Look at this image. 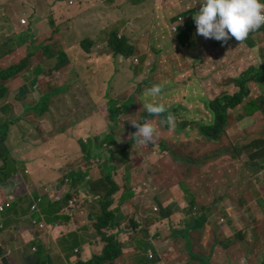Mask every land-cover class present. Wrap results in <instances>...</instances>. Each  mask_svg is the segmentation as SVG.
<instances>
[{
	"label": "crops",
	"instance_id": "1",
	"mask_svg": "<svg viewBox=\"0 0 264 264\" xmlns=\"http://www.w3.org/2000/svg\"><path fill=\"white\" fill-rule=\"evenodd\" d=\"M31 1L22 0L23 3L29 5L28 9L30 12L36 15L40 11L46 15V20L48 21L38 24L35 18H25L24 15L20 17L13 15L12 19H10L8 14L5 15L2 12L5 16L0 17V21L6 22H2L4 24L0 26H4V29L0 31V49L4 42L8 41V49L3 52L4 54L8 52V54L3 55L2 59L0 58V69L16 64L29 55L30 49L34 48L30 38L27 37V31L31 29V34H33L36 29L34 40L37 41L35 46L39 47V50L35 51L36 56L43 58L45 54L43 47L47 49L53 47L56 52L42 64L37 67L34 66L36 68L32 72L21 74L20 88L26 85L25 89L33 96H36L37 99L38 89L40 88L45 99L53 98V100L65 98L73 90L76 93L78 87L82 88L84 96H82L81 101L86 102L84 106L86 113L84 116L77 117L75 111L77 107L72 106V103L77 104L78 100L76 98L72 101L68 98L61 100L67 103L64 104L67 112V116L64 118L68 120L60 123L58 115L56 117L54 113V104L49 103L52 107L49 108V112L42 115L36 111L40 109L37 99L36 103H32L35 104L34 107L36 108L26 113L24 108L30 104L20 103L24 118L11 127L13 128L11 137L16 138V141L10 143L14 154L19 156L26 152V150L21 149L24 138L22 135L20 136L21 131H23L20 130V127L22 129L24 127L25 132L31 133L30 130L26 129V126L30 128V124L38 126L42 134L48 136V141L51 142L57 139V136L53 134L59 131L60 126L65 124L63 125L65 128L73 127L76 125L77 119L81 122L79 136H84V138L91 136L93 131H90V127L88 131L85 130L84 126L89 121H93V130H97L96 127L98 126L95 121L97 116L101 114L98 111H101L107 104L105 98L97 102L93 98L95 95L103 93V88H107L105 83L99 81L102 71L100 66L105 65L107 57H111L112 60H117L118 62H120V58L123 62L125 60L124 57L114 58L112 54L110 55L103 51L105 50L104 45L108 43V37L107 34L102 35V28H98L101 31L100 33H95L92 36L93 46L91 53H87L83 49L82 42L86 39L82 40L79 37L81 31L86 30L85 27L89 22L87 20L84 21V17L80 16L78 7L75 6L77 1L83 4L84 0H48L45 3H38V0ZM101 1L91 0L92 8H90V13L92 14L90 16L94 19H96V16L99 18V14L107 15L106 8L108 7L106 6L108 3L116 9L129 5L132 7V9H129L132 12L130 14H133V7H136V1H130L129 3V0H103L107 4L105 2L100 3ZM159 2L162 6L165 4L164 0H150L149 6H146L154 10ZM189 4L190 2L185 4L186 12L189 11L187 9ZM2 6L5 8V3ZM198 8L195 7V11ZM6 9L4 11L7 13L10 8L9 10ZM151 14V11L147 14L144 13V17L138 23H135L143 24L147 22L146 30L152 31L153 25L148 20ZM23 19L28 21V26L24 27L21 25ZM115 27L116 25L112 28ZM74 28L75 30L73 31ZM131 29L133 31L132 36L125 32L122 25L117 26L113 30H121L119 36L122 37L128 34L134 40L137 38L134 32V25ZM196 32L191 34L189 42L192 43V39L197 38L196 43L199 51L213 50L223 45L220 41L205 39L197 35ZM102 38L104 41H101ZM251 39L254 42L253 46L240 42L241 45L245 46L243 48L244 55L241 56L245 58L235 61L231 58L232 65L227 66L228 71L219 75L213 74L209 76V74L203 72L201 66L205 64L208 66L209 64L199 59L198 55L193 56L190 51L188 53L185 52V42L187 41L184 36H182L183 41H181L184 45L181 46V53L167 55L163 60L165 62L175 60L180 62V64H185V71L180 76L185 74L187 76L183 79L185 81L188 78H194L193 81H186L189 85L201 87L203 84L204 88H211L215 92H220L227 88L225 81L233 77V75L231 77L228 76V72L237 71L243 66V62L249 61L255 67L264 65V28L260 31H253ZM163 41L165 44H169V34L163 38ZM178 42L180 43L177 38L174 45L177 46ZM155 44L158 46L162 45L161 39H158ZM16 46L19 48L16 49ZM238 47L239 45L232 48L238 49ZM194 51H197V49ZM180 55L184 56L179 58ZM77 57L84 63L85 69L81 68V64L78 63V61L80 62L79 58L76 60ZM33 61V65L37 64L36 57L33 58ZM67 61H69V64L63 65ZM199 62L201 64H198ZM194 65L196 66L195 68H193ZM75 67L78 68L75 69ZM106 70L109 72V69ZM39 74H41L40 84L34 81ZM174 75V73L173 75H168L170 79L166 78L164 80L166 92L173 85L171 79L174 78ZM223 78L224 82H222ZM153 79L154 82L156 80L161 81L159 74ZM35 83H37V87ZM70 84L72 87L68 92L61 90L63 86ZM184 86L185 84H181V87ZM251 88L252 96L250 101H246L242 106L230 113L223 139L214 143L217 148L225 147V152L231 151L228 150L226 144L232 145L233 149L237 150L235 153H238L240 162L227 163L226 166H223L224 170L227 171L225 174L226 178L221 179L224 184L221 183L219 187L214 186L216 192L210 199L212 203L206 202L200 193L198 197H193L190 187L186 186L188 182L179 175L180 165L177 163V159L172 154L163 152L157 147L155 142L159 135L156 127H154L156 135L152 142L146 144L149 148L147 154L143 153L145 145H135L132 150L125 152L131 158L140 156L137 171H132L126 166L125 162L121 160L120 152H116L112 157L109 155L108 162L104 159L98 166L93 168V164L85 158L80 141L68 136L66 140H72L68 141V149L61 148L60 145L55 146V152L54 150L52 151L53 154L57 153L59 158L58 166L57 164L54 166L56 174H54L52 179L53 183L40 187V194L35 195L34 191L37 188L35 183H30L27 179H21L16 172L15 175L10 173L11 177H17L16 180L8 178L0 184V200L8 206V209L10 207L12 209L9 217L0 219V264H42L44 260L46 264H76L78 261L87 263L95 255H99L101 252L95 249V246L100 243V240L94 232L90 213L86 208L82 209L80 206L77 212L74 211V213H77V219L70 218L68 221L60 219L59 224L54 223L52 227H49L45 221L52 215L47 212V207L50 203L55 205L56 202H53L48 196H44L42 204H39L38 213H33L31 207L44 195L47 187H52L58 192L78 191L80 192V199L85 202L88 200H99L111 188V186L105 185V175L116 176L118 170L123 173L122 184L119 186L118 181L115 180L119 189L111 208L116 214V219L110 227L105 229L106 233L117 236L122 244L123 255L114 264H201L196 262L195 259L194 261L191 260L193 259L191 252L205 257L211 264H261L264 262L258 254L260 249L264 251V238L255 230L260 227L261 223H258L259 221L264 223V209L262 211V219L258 220L254 213H251L253 219H250L247 215V211L251 212L250 209L242 207L247 205L252 207L253 203L250 201L253 198L256 199L255 204L259 207L261 206V201H264V82L259 85H251ZM40 102H42V98L39 100ZM93 104H95L96 110L88 111L93 109ZM10 108L17 109L14 105ZM1 110L2 108L0 107ZM101 116L103 115L101 114ZM9 117L10 114L8 112V120ZM46 118L50 122L46 121ZM43 121L47 125L42 129ZM119 129V127H115L116 139L120 134ZM17 130L20 132H17ZM64 130L63 137L70 133L66 129ZM33 134L39 136L41 133L37 130L33 131ZM197 138L198 136L196 135L184 137L181 142H195ZM33 141L41 140L38 138ZM85 142H88V140ZM40 143L44 146L46 140ZM77 145H79V148ZM216 152L217 150H213L212 154ZM216 157H213V159ZM2 163L0 161V167L3 168ZM132 163L133 160L131 159L128 164L131 165ZM242 163H255L258 165L259 170L252 180L246 178V180L242 179L241 183H238L235 169L244 167ZM13 166L18 165L15 163ZM182 167L184 166L181 165ZM40 168L35 171L37 172L36 178L39 177ZM114 169H116V172L112 174ZM94 170L101 174L100 178L92 174ZM25 174L31 175L32 171L26 168ZM74 175H77V177L75 178ZM83 176H87V180L80 183ZM243 176L246 177L245 167ZM16 181L18 182L16 183ZM25 185L28 192L27 190L18 192V186L23 188ZM229 187L233 190L237 188L239 193H231L229 198H221L227 195ZM186 190L190 192L187 193ZM41 191H43L42 195ZM26 193L31 195V201L26 202L24 200ZM83 193L84 197H82ZM245 193H248L249 197H244L246 201L242 202V206L240 203L239 207H237V196ZM194 199L196 202H194ZM35 222L45 223L46 228L40 229ZM256 223L257 225H255ZM133 229H136V232ZM240 231H244L246 237L243 238L245 239L244 241L238 242L235 238ZM74 235H79V246L75 248V255L69 250L64 251V242L66 240L71 241ZM256 239H258L256 246H252L250 241ZM229 242L233 243L229 245ZM245 245L250 246L254 250L252 257L246 252Z\"/></svg>",
	"mask_w": 264,
	"mask_h": 264
},
{
	"label": "trees",
	"instance_id": "2",
	"mask_svg": "<svg viewBox=\"0 0 264 264\" xmlns=\"http://www.w3.org/2000/svg\"><path fill=\"white\" fill-rule=\"evenodd\" d=\"M164 2L165 4L163 6L160 4V2L157 4V11L161 14L163 21L159 20L157 22V25L153 26L151 33V42L156 47H161L164 45L168 48L163 55H160L159 52L152 47V45L149 48L152 60L155 61V63H153L149 69V76L152 78L155 74L158 75L161 72L159 63L156 62L157 60H161L167 55L169 56L181 53V46L179 44L175 46L174 43H176L177 38L180 42L183 41L182 36H184V33L180 31L178 37H175L172 31V25L174 26L176 24L179 18L178 15L185 14V16H188V14L190 13L186 14V10L179 12L180 9L185 7L186 3L190 2L187 9H189L190 11L195 10V7H200V5L203 3V0H164ZM163 7L165 10L164 13L162 12ZM7 9L9 10V7ZM166 13L171 14L172 18L168 19ZM7 14L8 17L12 19L11 17L14 15V13L11 9L7 12ZM175 18H177V20L173 21L170 24V21L174 20ZM2 22L6 21H0V26L4 24ZM262 29L258 30L260 31ZM36 32V29L34 30L33 34H31V29L27 31V37L30 38V42L34 48L30 49L29 55L16 64H12L9 67L0 69L1 108L3 104H8V107H11L16 103H22L20 102L21 88H19L18 86L19 81L21 79L20 75L23 73H28L29 71L32 72L38 65L48 60L50 56L52 54H55L56 52L54 51L53 47H49L48 49L43 47V49L45 50L43 58L41 59V57H37L35 51H38L39 47L35 46L37 43V41L34 40ZM168 34L169 44H165L163 38ZM158 39H161L162 41V45L160 46L155 44ZM131 41L132 40L127 37H120L118 34L112 33L108 43L104 45L105 50L103 51L108 54H112L114 58H117L119 56L124 57L126 60L132 59L133 57L135 58L137 48L134 42L132 43ZM241 43L244 44L243 42ZM241 43L234 40L229 44L231 46L239 45L238 49L231 48V52L229 51L225 55L229 66L232 65L231 58L233 59V61L245 58L241 57L242 55H244L243 48L245 47L241 45ZM92 46L93 42L91 40H85L82 42V47L87 53H91ZM225 46L227 47V44L220 46L216 49L223 51V49L226 48ZM18 48L19 47L16 46V49ZM5 49H8V41H5L2 45V48L0 49L1 59L8 54V52H6L5 54L3 53ZM35 57L37 64L33 65V58ZM201 59L204 63L209 64L208 66H205L206 71L214 68L217 64V59H212L209 54L203 55ZM67 64H69V61H67L63 65ZM195 67L196 66L194 65L193 68ZM228 73V76L231 77L233 75V77L228 78L225 81L227 88L226 90L220 92H215L211 88L202 91L200 87L195 85H189L187 82L185 83L184 87H181L183 81H181L180 78L174 75V78L171 79L173 85L167 89V92L164 85V81L159 83L160 81L157 80L156 83H151V81L148 80L144 83H138V89H136L134 91V94L130 96V99H132L133 96H135L136 99H138V97L140 99L142 98V104L148 102L149 99H155L158 102L157 104H163L164 102V105L166 107L165 113L161 114L160 116H149L144 110V113L141 116V122L147 120L153 127H156L159 135L155 142L157 147L163 152L172 154L173 157L177 159V163L180 165L179 175L182 176L188 182L190 186V191L192 190L194 193L197 194L200 193L201 197L209 203H212L210 199L213 197L214 192H216L214 186L216 185L219 187L221 186V183L224 184L221 179L226 178L225 174L227 173V171L224 170L223 166H226L227 163L230 164L240 162V157L238 153L231 155V152H233V148L231 151L227 152H225V148L224 153L221 156H218L213 159L212 155H206L203 149L210 145L214 146V143L223 139L229 121L230 113L238 109L246 101H250V97L252 96L251 85H259L260 83L264 82V65L260 67H255L252 66L249 61L243 62V66L237 69V71L232 70V72ZM207 74H209V76H212L210 75V73H208V71ZM222 82H224V78L222 79ZM155 84H159L162 86L161 93L158 96L147 95V91ZM187 88L191 90L200 91L202 97H197L196 100L191 99V102H188L187 100L189 99V96L185 94ZM23 92L25 91L23 90ZM42 94L43 91L40 94L38 93L37 99L36 96H33V94H31L27 90V95L30 96L32 99V102L30 104L36 103V99L39 103V98H42V101L44 100L45 102L49 100V98L45 99ZM110 104L111 108L112 100L110 101ZM121 104L122 106L119 107L116 113H113L111 111L112 114H110V119L115 123L116 128L120 125V122H126L129 119L131 120L135 115L134 113L136 110V106L134 107L133 113V108L131 106L125 103ZM186 104L188 106L187 108H184ZM35 108L36 107L31 110H34ZM42 111L43 108H41V113H43ZM169 114L174 117L173 123L171 125L167 123L162 124L161 120L166 119ZM67 120V118H62L63 122ZM15 124L16 120L10 121L7 120V116H0V161L2 162L5 160L8 161V147L6 145V142L10 137V129ZM162 128L164 131H162ZM123 133L127 138H124V140L119 138L116 139L115 130L107 126L106 130L97 129V131L91 133V139L93 141V146L95 149L88 147L85 144L87 143L85 141H82V143L84 142V145H82L80 142V146L82 148V151L84 152L85 158L89 162H91V164H93V168L94 166L96 167L98 166V164L104 161L107 153L108 155L106 157V161L109 159V155L112 157L116 153L114 149L118 151V153H121L126 152L131 148V146L134 144L132 136L135 133V129L132 127V125H130L123 131ZM194 135L198 136L195 142H181L182 138L191 137ZM114 140L117 141V144L113 148L110 147V143H113ZM198 146L200 148L199 153H197L196 150V147ZM188 149L194 151L195 154L191 157H188V154L190 153ZM235 151L237 152L236 149ZM186 154L187 157L185 156ZM208 154H212V151ZM242 164L246 169V177L243 176L239 179L246 180L247 178L249 180H252V178L255 177L258 173V165L255 163ZM181 165H183L184 167L181 168ZM2 166L3 169L0 170V184H2L8 179V168L12 169V165L10 167L7 162L5 166L2 163ZM109 177V174L105 175L104 180L106 185V180H109ZM86 180L87 176H83L80 183L86 182ZM110 182L114 186V189L107 191L106 195L104 197H101L99 200H88L85 202L83 199H80V192L74 190L67 193L63 192L58 197L55 196L56 204L53 205L50 203L47 207V212L50 213L52 216L47 218L45 222H47V225L49 227H52L54 223L59 224L62 219H66L67 221L70 220V218L77 219L76 212L78 211L80 206L82 209H87L86 204H89L88 211L90 213L91 223L96 228V231L99 232V235L101 237L100 242L105 244V249L99 255H95L91 261L87 263H84L83 261H78L76 264L113 263L118 260L123 254L122 244L118 240L117 236H113L108 233H101L104 228L106 229L107 227H110L116 219V214L114 213V211H112L111 208L114 202V197L118 193L119 186L117 185L115 180H110ZM231 193H239V190H233L229 187L226 193L227 195L222 196L221 198H229V194ZM194 202H196L195 199ZM39 204L42 203L39 202ZM74 211L76 212L74 213ZM57 221L59 222L57 223ZM133 230L136 232V229ZM244 237H246L244 231H240V233L236 235L235 239L236 241L241 242L245 240L243 239ZM78 238L79 235H74L71 241L66 240L64 242V251L69 250L73 255H75V248L79 246ZM191 254L192 258L196 261H199L203 264L209 263V260L205 257L195 255L192 252ZM261 264H264V262H262Z\"/></svg>",
	"mask_w": 264,
	"mask_h": 264
},
{
	"label": "rangeland",
	"instance_id": "3",
	"mask_svg": "<svg viewBox=\"0 0 264 264\" xmlns=\"http://www.w3.org/2000/svg\"><path fill=\"white\" fill-rule=\"evenodd\" d=\"M47 1L48 0H38V3H45ZM130 1H136V7H133L134 8L133 14H130L132 12L129 9H132V7H130L129 5H127L126 7H120L118 9H116L114 6H111L110 3L107 4L106 1L102 0L100 3L105 2L107 4L106 7H108V8H106V10H107L108 16L99 14L98 15L99 18L96 16V19H94L92 16H90L92 14V13H90L91 12L90 8H92L91 0H84L83 4H81L80 1H77V5L75 6V7H78V11L80 12V16L82 18L84 17V21L87 20V22H89V24L85 27L86 30L81 31V35L79 38L82 40L83 39L91 40L93 34L101 32L98 28H102L103 29L102 35L107 34L108 41H109L112 33H116L118 35L120 34L121 30H113L117 26H120V25H122L124 27L126 33L131 34V36H132L133 31H132L131 27H133V25H134V32L136 33L137 38L133 40L132 38H130L128 36V34H125L122 37H127V38L131 39L132 40L131 42L132 43L134 42V44L136 45L137 51H136L135 58L133 57L132 59H129V60L125 59L124 62L120 58V62H118L117 60H112L111 57H107V60L105 61V65L103 64L102 66H100L101 68L99 67L102 70L101 71V77H100L99 81L101 83H105L107 88H103V93H101V94L99 93L93 97L94 101H96V102L99 100H103L104 98L107 100L106 106L103 109H101V111H98V112H101V114L103 116H101V114H100V116H97V119L95 121V124L98 126L96 128L100 129V130H102V129L106 130L107 126L115 130V123L110 119V114H112L111 111L113 113H116L118 111L119 107L122 106L121 103H125V104H128L129 106H131L133 108V113H134V107L136 106V110L134 113L135 115L133 116V119H131V120L129 119L126 122H122L121 127L118 126L120 128L119 129L120 134H119L118 138L122 139V140H124V138H127L124 135L123 130H125L130 125H132L130 122H140L141 116L144 113V109L142 106L143 105L142 104V98L140 99L137 96L138 99H136V97L133 96L132 99H130V96L134 94V91L136 89H138V85H139L138 83H144V82H147L148 80H150L151 83L157 82V80L154 82V79H153L154 77H156V74L153 76V78L149 76V74H150L149 69L152 66V64L155 63V61L152 60L150 49H148V50H146V49L150 48L152 45V47L155 50H157L160 55H163L168 48L167 46H164V45L161 47H156L152 44V42H151L152 41V36H151L152 31L146 30L147 29V27H146L147 22L143 23V24H136V23H138L139 20H141L144 17V13L147 14L149 11H151L152 14H151V16L148 17V20L151 21V24L153 26L157 25V22L159 20L163 21L161 14L157 11V6L154 10H152L151 8L148 7L150 0H129V3H130ZM4 3H5V8L9 7L16 17H20V16L24 15L25 18H35L36 22L38 24L40 22H44V21L47 22L48 21V20H46V15L44 13L38 11L35 15L34 13L30 12V10L28 9L29 5L23 3L22 0H14V1L0 0V11H1L0 17H4L5 15H7V13L4 11L5 8L2 6ZM146 5H148V6H146ZM185 10H186V7H183L180 9L179 12H182ZM2 12L5 15L2 14ZM162 12L163 13L165 12L164 8H162ZM195 12H196L195 10H191V11L189 10L188 12H186V14L190 13V14H188V16H185L184 14L178 15V17H181L184 21L183 27L181 28V30L184 27H188L189 25L192 26L189 34H183L184 39L187 41V42H185V44H186V47L184 48L185 52L188 53V51H190L191 55H193V56L198 55L199 59H201L202 56L205 54H209L212 59H214V58L217 59V64L215 65V67L210 69V70H207L208 73H210V75H213V74L219 75L221 73L227 72L228 71L227 66H229V63H227L225 55L227 54V52H229V51L231 52L232 47L237 46V45H233V46L227 45V47L225 46L226 48L223 49V51L217 50V49L207 50V51H202V50L199 51L198 44L196 43L197 38L192 39V43L189 42V38L191 37V34L193 32H196L197 29H196V25H195L194 21H192L191 23L187 22V21L190 20V17L192 15H194ZM166 15H167L168 19L172 18L171 14L166 13ZM87 17H88V19H86ZM177 18H175L174 20H171L170 24L173 21L177 20ZM80 25H81V23H80ZM115 25H116V27L112 28ZM261 27L263 28L264 26H261ZM75 28L73 29V31L75 30ZM262 28H259V29H262ZM3 29H4V26L0 27V31ZM95 29H98V30H95ZM13 33H14V31H13ZM174 36L178 37L176 34H174ZM234 40H235V38L233 37L229 40V42H232ZM101 41H104V39L102 38ZM242 42L244 44H249L251 46H253V44H254V42L251 39V35H248V37ZM228 43H222V44L226 45ZM190 44H192V45H190ZM179 45L184 46L183 42L182 43L180 42ZM200 45H201V43H200ZM196 49H197V51H194ZM182 56H184V55H180L179 58H182ZM78 58L79 57H77L76 60H78ZM79 60H80V58H79ZM156 62L159 63L160 71H162L159 74L160 80H161L159 83L163 82L166 78L170 79L168 77V75H173V73L178 78L180 77V80L183 81L182 84H185L187 80H191V81L194 80V78H191V79L188 78L185 81L183 79L187 76L185 74L183 76H180L181 73H183L185 71V64H180V62H176L175 60L165 62L163 59L157 60ZM78 63L81 64L82 69H85V65L81 60H80V62L78 61ZM198 64H201V62H199ZM206 65L207 64L201 66V68H202L203 72L207 73L206 68H205ZM77 68L78 67H75V69H77ZM88 68H90V67L88 66ZM106 69H109V72ZM40 76H41V74H39L38 77L35 78V80H34V81H37L38 84H40V82H39V79H41ZM35 84L37 87V83H35ZM18 86L20 88V83ZM71 87H72L71 84L65 85L62 87L61 90L62 91L66 90V92H68V90L71 89ZM198 87H200V86H198ZM25 88H26V85H23L21 87L20 102L30 104L32 102V99L30 96L27 95V89H25ZM200 89L202 91L203 90L205 91V90H208L210 88H204V86L202 84ZM23 90L25 92H23ZM38 93L39 94L42 93V90L40 88L38 89ZM185 94L187 96H189V99L187 100L188 102H191V99L196 100L197 97H202L200 91L191 90L188 88L185 91ZM82 96H84L83 95V89L78 87L76 93H74V90H73L65 98H61V99L58 98L57 100H53V98H50L49 100H47L48 102L47 101L45 102L43 100L42 102L37 103L40 106V109L39 110L37 109L36 111L40 112V114H45L46 112H49V108H50L49 103H52V104H54V107H55L54 113H55L56 117L58 115V121L60 123H63V121L61 119L67 115V112L64 108V104H67V103H66V101H61V100L68 98L70 101H72L76 98L78 100V102H77V104L72 103V106L77 107V109L75 111L77 113V117H79V116H84V114L86 113L85 109H84L86 102L81 101ZM40 99L41 98H39V100ZM46 99H48V98H46ZM111 100H112V107L110 108V105H111L110 101ZM148 102L158 103L155 99H152V100L149 99ZM163 105H164V102H163ZM14 106H16L17 109H12L9 107V111H8V104H3L2 110L0 111V116H7V120H8V112H9V114H10L9 120L10 121L16 120V123H17L19 120L22 121V118H24V113H22L23 111L20 109V104L16 103V104H14ZM34 106H35V104H30L28 106H25L24 112L26 113L28 110H31ZM187 106L188 105L186 104L184 106V108H187ZM95 107H96L95 104H93V109H90L88 111H91V110L95 111L96 110ZM41 108H43V111H42L43 113H41ZM108 108H110V109H108ZM71 113H72V111H71ZM14 116H17V117H14ZM45 120L50 122V120L47 118ZM46 125H47V123H45L43 121L42 126H41L42 129ZM93 125H94V122L89 121L84 126V129L88 131V128L90 127V131L91 130L93 131V129H94ZM67 128L60 126L59 131H57L56 134H53L54 136H57V139L56 140L54 139L50 142V141H48V136H45L44 134H42V132L40 131L38 126H34L33 124H30V128L28 126H26V129L30 130L31 133L25 132L24 127H23V129H22V127H20V130H23V131H21L20 136L22 135V137L24 138V143L21 145V149L26 150V152L21 154L20 156L17 154H14L12 146L10 144L12 141H16V138L11 137V132H13V128H11L10 129V137L6 142V145L8 144V161H6V160L3 161V164L5 166V164L7 162L11 167V165L13 166L16 163L18 166L12 167L13 172H12V169L8 168V178L10 180H12V179L16 180L17 179L16 176L11 177V175H10V173H13L15 175V172H16V174H18V177H20L21 179H27L30 181V183H35L37 188H36V191H34V192H35V195L36 194L38 195V194H40V187H43L45 185L53 183L52 179L54 177V174H56V172L54 171V166L56 164L58 166V160H59L57 153L56 154L52 153V151L55 149V146L61 145V148L68 149V146H69L68 141H72V140H66V138L68 136H70L76 140L78 139L82 145H84V142L82 143V141L88 140V142L85 144L88 147L95 149L93 146V141L91 139V136L86 137V138H84V136H79V129L81 128V122L79 120L76 119V125H74L73 127H70V128L67 127ZM64 129H66V131L70 132L69 135H66L65 137H63V132H65ZM37 130L41 133L39 136L36 134H33V131H37ZM94 131H97V130H94ZM94 131H93V133H94ZM162 131H164L163 128H162ZM17 132H20V131L17 130ZM38 138L41 141H33L34 139L36 140ZM45 140H46V143L43 146L40 142L43 143V141H45ZM110 144H111L110 147L114 148L115 145L117 144V141L114 140L113 143H110ZM226 145L228 146V150H232V148H233L232 145H229L228 143ZM133 146L134 145L131 146L130 150H132ZM77 147L79 148V145H77ZM64 149H62V150H64ZM148 149H149L148 146L145 145L143 147V153L147 154ZM196 150H197V153H199V151H200L199 146L196 147ZM213 150H217V152L214 154H208L209 152H211ZM224 150H225V147L217 148L213 145L207 146L203 149V151L206 155H212V157L222 155L224 153ZM114 151L118 153V151H116L115 149H114ZM189 151H190V153L188 154V157H191L192 155L195 154L194 151H192V150H189ZM54 152H55V150H54ZM64 152H65V150H64ZM62 153H63V151H62ZM106 153H107V151H106ZM119 154L121 156V160L125 162L126 166H128L132 171H137V164L139 162L140 156H134L133 158H131V156L129 154H126L125 152H121ZM232 154H236L235 149H233V152H231V155ZM107 155H108V153L106 154V157H107ZM185 156L187 157V154ZM106 157H105V159H106ZM131 159L133 160V163L131 165H129L128 162ZM36 162L38 163L37 165H36ZM39 167H41L40 172H39V177L36 178L35 176H37V172H35V171ZM16 168H17V170H16ZM26 168H29V170L32 171L31 175L25 174ZM1 169H3V168L0 167V170ZM115 172H116V169H114L112 174H114ZM92 174L95 176H98L99 178L101 177V174H99L97 170H94L92 172ZM235 174H236V178L238 179V183H241L242 179H239V178L243 177L244 167L236 168ZM122 175H123V173H121V170H118V173L116 172L117 177L115 175H110L109 180L108 179L106 180L107 186L109 187L111 185L110 190L114 189V186L112 185L110 180L118 181L119 186H121ZM74 177L76 178L77 175H74ZM17 182L18 181H16V183ZM186 186L190 187L189 184H186ZM185 189H187V188H185ZM17 190H18V192H21L22 190H27V186L25 185L23 188L18 186ZM236 190L238 191L237 188H236ZM27 192H28V190H27ZM186 192L189 193L190 191L186 190ZM191 193L193 196H196V197L199 196L197 193H194L192 190H191ZM42 194H43V191H41V195ZM82 197H84V193L82 194ZM218 197H220V196L218 195ZM244 197H249L248 193L240 194L237 196V198H236L238 201L237 207H239L240 203L242 206V202L246 201V199ZM24 200L26 202L31 201L32 200L31 195H28V193H26ZM95 200H98V199H95ZM255 200L256 199L253 198L250 201L251 203H253L252 207L249 205L242 206V207L244 209H247V208L250 209L251 212L247 211V215L250 219H253V216L251 213H254V214H256L257 219L260 220V219H262V211L264 209V201L263 200L261 201V206L259 207L258 205L255 204ZM92 201H94V200H92ZM86 207L88 210L89 204H86ZM11 210L12 209H8L5 214H3V215L0 214V219H2L4 217H9ZM251 223H254V222H251ZM258 223H261L260 227H257L255 230L257 231V233H260L259 235L262 238H264V234H263L264 233V223H262V221H259ZM255 225H257V223ZM94 232L96 233L98 239L101 240L99 232L96 231L95 227H94ZM101 233L106 234L105 228L102 230ZM257 240L258 239L254 240V241L251 240L250 241L251 245L256 246ZM104 245H105L104 243L100 242V243H98L97 246H95V249H98L100 252H102L105 249ZM245 250L250 257L253 256L254 250H252L250 246L245 245ZM258 254L264 260V251L262 249H260ZM191 260L194 261V259H191ZM196 262H199V261H196ZM42 264H46V261L44 260V262ZM201 264H203V263H201ZM208 264H211V263L209 262Z\"/></svg>",
	"mask_w": 264,
	"mask_h": 264
},
{
	"label": "clouds",
	"instance_id": "4",
	"mask_svg": "<svg viewBox=\"0 0 264 264\" xmlns=\"http://www.w3.org/2000/svg\"><path fill=\"white\" fill-rule=\"evenodd\" d=\"M23 20H25L27 24L23 25ZM23 20L21 21V25L28 26V21L26 19ZM192 21H194L196 25V34L205 39H214L222 43H227L234 37L236 41L242 42L248 37V35H252L253 31H257L261 26H264V0H203L199 10L196 11L195 15L190 17V20L187 22L191 23ZM181 28L175 33L172 25V31L177 36L180 31L184 34H189L192 26L189 25L182 30ZM161 91L162 86L155 84L147 91V95L158 96ZM143 109L149 116H160L166 112L165 105L152 102L144 103ZM173 121L174 117L169 114L166 119L161 120V123L171 125ZM130 123L135 129V133L132 136L134 146L146 145L152 142L156 135V129L147 120L141 122L140 119V122ZM62 193L63 191L58 192L52 187H47L44 195L31 207V211L33 213L39 212V202H43L44 196H48L53 202H56L55 196L58 197ZM3 205L5 206V211L0 213L2 215L5 214L8 209V206L5 204ZM35 224H37L40 229L46 228V225L43 222H35ZM41 225H44V227L41 228ZM232 243L233 242H229L228 244L231 245ZM34 251L36 250L34 249ZM115 262L106 264H114Z\"/></svg>",
	"mask_w": 264,
	"mask_h": 264
},
{
	"label": "built area",
	"instance_id": "5",
	"mask_svg": "<svg viewBox=\"0 0 264 264\" xmlns=\"http://www.w3.org/2000/svg\"><path fill=\"white\" fill-rule=\"evenodd\" d=\"M183 19L180 17L176 24L173 26V31L177 33L179 29L183 26ZM22 24L25 25L27 22L25 20L22 21ZM5 211V206L0 202V213ZM44 225H41V228H43Z\"/></svg>",
	"mask_w": 264,
	"mask_h": 264
}]
</instances>
